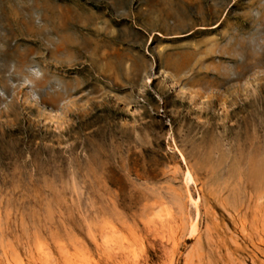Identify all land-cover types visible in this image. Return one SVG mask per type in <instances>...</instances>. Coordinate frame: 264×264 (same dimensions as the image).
<instances>
[{"label":"rangeland","instance_id":"1","mask_svg":"<svg viewBox=\"0 0 264 264\" xmlns=\"http://www.w3.org/2000/svg\"><path fill=\"white\" fill-rule=\"evenodd\" d=\"M0 21V264H264V0Z\"/></svg>","mask_w":264,"mask_h":264},{"label":"bare ground","instance_id":"2","mask_svg":"<svg viewBox=\"0 0 264 264\" xmlns=\"http://www.w3.org/2000/svg\"><path fill=\"white\" fill-rule=\"evenodd\" d=\"M1 22V21H0ZM1 28V27H0ZM1 30V29H0ZM1 33V32H0ZM0 35V46H2L5 43V40Z\"/></svg>","mask_w":264,"mask_h":264}]
</instances>
